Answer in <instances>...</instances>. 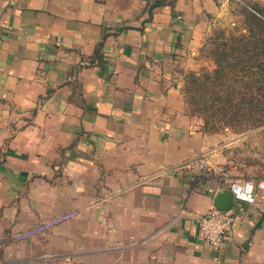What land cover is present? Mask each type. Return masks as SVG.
Here are the masks:
<instances>
[{
    "label": "crops",
    "instance_id": "obj_1",
    "mask_svg": "<svg viewBox=\"0 0 264 264\" xmlns=\"http://www.w3.org/2000/svg\"><path fill=\"white\" fill-rule=\"evenodd\" d=\"M0 0V264H264V159L235 158L184 74L232 0ZM232 178L229 239L198 218Z\"/></svg>",
    "mask_w": 264,
    "mask_h": 264
},
{
    "label": "trees",
    "instance_id": "obj_2",
    "mask_svg": "<svg viewBox=\"0 0 264 264\" xmlns=\"http://www.w3.org/2000/svg\"><path fill=\"white\" fill-rule=\"evenodd\" d=\"M242 14L239 31L216 29L205 38L202 46L213 67L184 76L186 101L204 127L216 120L264 124V3H244Z\"/></svg>",
    "mask_w": 264,
    "mask_h": 264
},
{
    "label": "built area",
    "instance_id": "obj_3",
    "mask_svg": "<svg viewBox=\"0 0 264 264\" xmlns=\"http://www.w3.org/2000/svg\"><path fill=\"white\" fill-rule=\"evenodd\" d=\"M192 179L214 177L221 186L228 187L233 197L247 201L254 198L252 177L232 178L224 164L212 163L205 155H198L184 162ZM222 187V188H223ZM236 212L230 208L221 209L210 204L198 218V236L208 244L218 247L230 237Z\"/></svg>",
    "mask_w": 264,
    "mask_h": 264
},
{
    "label": "rangeland",
    "instance_id": "obj_4",
    "mask_svg": "<svg viewBox=\"0 0 264 264\" xmlns=\"http://www.w3.org/2000/svg\"><path fill=\"white\" fill-rule=\"evenodd\" d=\"M249 1L264 3V0H232L227 8L226 16L215 23L206 37L212 34L216 29H223L226 33L239 31L242 27L243 19L242 5ZM200 54L202 55L203 61L195 72H200L205 69L209 70L213 67V61L207 56L204 46H201ZM188 71L189 70L185 71V74ZM212 122L213 121H211V124H208V127H205V129L210 132L219 133L221 141H235V144L230 145L235 158L245 160V162H249L250 164H256L259 167L263 164L261 159H264V124L253 126L247 123V121H234L233 123L227 124L220 120H216L212 125Z\"/></svg>",
    "mask_w": 264,
    "mask_h": 264
},
{
    "label": "water",
    "instance_id": "obj_5",
    "mask_svg": "<svg viewBox=\"0 0 264 264\" xmlns=\"http://www.w3.org/2000/svg\"><path fill=\"white\" fill-rule=\"evenodd\" d=\"M233 195L228 187H223L215 191L213 204L221 209H228L232 206Z\"/></svg>",
    "mask_w": 264,
    "mask_h": 264
}]
</instances>
